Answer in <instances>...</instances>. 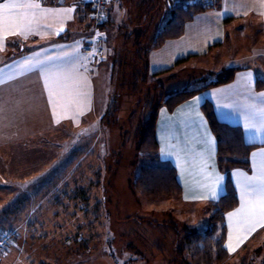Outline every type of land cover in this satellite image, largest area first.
Returning a JSON list of instances; mask_svg holds the SVG:
<instances>
[{
  "label": "rangeland",
  "instance_id": "374dc122",
  "mask_svg": "<svg viewBox=\"0 0 264 264\" xmlns=\"http://www.w3.org/2000/svg\"><path fill=\"white\" fill-rule=\"evenodd\" d=\"M154 1L157 6L151 13V24L144 26L145 31L139 19H133L141 11L135 5L137 2L123 1L124 14L113 15L103 32L98 29L94 33L100 49L97 61L108 67L106 72L104 65L99 66V76L94 78L92 114L78 126L62 123L53 132L29 138L0 152V231L3 229L0 236L11 232L13 242L22 234L23 237L45 235L54 247L61 248L62 240L78 235L80 245L89 249L94 260L105 258L109 264H146L142 260L149 258L145 248L150 242L158 247L166 246L163 234L153 228L150 221L167 220L182 234L210 226L212 212L208 205H186L177 197L146 198L131 188L139 167L149 164L136 150L137 130L161 94L160 90H155L157 84L153 81L162 78L154 79L148 71L143 82V73L139 72L143 63L134 54L135 41L140 39L136 37L141 35L143 46H148V40L169 18V14L165 18L164 13L168 10L167 0ZM170 1L178 5L188 0ZM260 28L257 25L258 34L252 32L249 38L243 37L247 35L245 32L238 34V43L245 40L247 45L258 46L251 49L249 59L253 61L248 65L254 64L256 57L264 56V35L259 32ZM114 56L125 62V66H119ZM187 67L191 68L187 77L165 85L166 91L198 88L217 80L221 72L200 73L192 64ZM97 171L100 177L96 186ZM21 186L24 187L19 190ZM77 190H83L84 194ZM23 242L24 246H30L29 240ZM46 242H39L41 248ZM52 250L45 253L53 254ZM151 258L159 259L160 255ZM240 259L244 264H264V242L251 255ZM222 264L241 263L226 260Z\"/></svg>",
  "mask_w": 264,
  "mask_h": 264
},
{
  "label": "crops",
  "instance_id": "0c3cea01",
  "mask_svg": "<svg viewBox=\"0 0 264 264\" xmlns=\"http://www.w3.org/2000/svg\"><path fill=\"white\" fill-rule=\"evenodd\" d=\"M123 1L128 4L139 2V0H110L107 8L108 20L109 18L111 20L113 15L118 14L119 16V12L121 15L124 14ZM37 2L41 3L42 8L45 9L72 8L74 11L67 17L47 16L41 21L39 34H29L27 39L8 37L4 42L5 47L0 50V68H5L6 65L13 64L14 61L19 63L37 51L41 53V58L55 57L66 52L73 53L71 59L90 57L84 53L83 40L87 35V28L84 24H80L77 18L80 15V10L83 11L87 5L85 0H37ZM164 13L166 14L165 18H167V14L170 17L169 10H164ZM75 23H79L80 26ZM253 23H257L261 27L259 32L262 31V35H264V0H218L217 8L196 14L191 21L185 24L184 32L179 38L167 40L161 47L151 50L147 60L149 74H159L157 77L162 78L164 87L175 83L177 79L187 77L191 69L187 67L188 64H192V67L200 73L203 71L208 73L212 70L222 71L229 68L240 69L235 73L231 82L198 93L176 107L171 113L164 107L160 108L156 121V140L160 161L171 165L176 171V178L181 187V195L178 199L183 204L205 206L210 202L217 201L225 193L226 173L229 174L237 192L238 206L224 215L226 227L224 247L229 254L227 261L234 260L241 264H244V261L240 258L251 255L256 247L264 242V227L260 226L259 222H253L255 230L251 231L244 239L251 225L239 228L237 227V217H233L231 221L228 218L230 212H234L240 207V192L233 173L244 171L248 175H252V153L264 150V133L259 134L256 139L250 140L249 133L245 131L244 122L240 116V113L245 110L247 104L253 101L254 97H260L264 93V90L257 91L254 87L257 79L264 80V56L256 57L257 60L253 62L254 64L248 65L247 63L253 61L249 59L252 55L251 49L258 46L247 45L245 40L243 43L240 42L242 45H239L237 39L238 34L243 32L247 34L242 35L243 37L249 38L248 34L252 32L257 35L258 30H255L257 25ZM74 27L76 28L74 29ZM61 28L64 29L62 32L59 31ZM57 32H59L58 35ZM246 57L249 61L245 60ZM85 63L87 71H84L83 74L88 81L86 89L88 99L84 107L64 113L57 110L55 117H53L52 109L48 103L43 78L39 71L18 76L15 66L6 69V78L9 76L16 78L0 85V152L12 148L14 145L22 144L29 138L53 132L62 123L70 122L78 126L82 120L92 114L94 110V78L99 76V66L104 65L106 72L108 66L102 62L100 64L98 61L93 62L92 58ZM202 64L204 65L202 66ZM229 64L231 66H228ZM248 73H251V77L248 76ZM196 97H202L200 104L195 107L190 106ZM206 99L211 102L215 116L219 121L241 127L245 142L257 145L249 153L247 166L229 169L218 167L216 141L200 109ZM223 104H231L233 107H221L220 105ZM205 132L210 133L214 145L205 143ZM172 145L177 147L173 149ZM161 148L179 152V158L176 155L162 156ZM180 149L185 151H180ZM201 151L210 153L206 156L210 165L208 171L224 177L222 189L218 198L214 200L197 198L208 194L203 186L206 181L198 166L197 154ZM193 159L197 161V165L190 167L185 161ZM260 159L259 156L255 157L256 163H259ZM5 185H9V183ZM23 187L21 186L19 190H22ZM163 221L167 220L160 222ZM2 231L3 229L0 234ZM168 232L163 235L166 246L155 248L150 242V246L145 248L149 258H143L142 261L145 260L146 264H173L172 246L173 237L176 241V236L172 231ZM22 235L16 237L0 255V264H109L105 258L94 260L89 251L84 249L58 248L52 250L53 254L52 252L45 253L39 244L40 241H36L35 247H26L23 241H30L34 236L23 237ZM229 246L233 249L232 251L229 250ZM155 253L160 255V260L151 258L156 256ZM45 255L51 260H46ZM76 255L79 257L76 258ZM167 256L170 258L167 259Z\"/></svg>",
  "mask_w": 264,
  "mask_h": 264
},
{
  "label": "trees",
  "instance_id": "16d2710c",
  "mask_svg": "<svg viewBox=\"0 0 264 264\" xmlns=\"http://www.w3.org/2000/svg\"><path fill=\"white\" fill-rule=\"evenodd\" d=\"M136 5L141 11L139 10L140 14L133 19H139V24L142 25V30L145 31L144 26L152 22L151 13L155 11L157 2L154 0H141L137 2ZM217 6L218 0H193V2L188 0L178 5H172L170 0L166 1V7H168L171 13L168 20L163 24L160 30L151 36L148 40V46H143L141 35L136 37L140 39L135 41L134 44V54L138 57L137 59L143 63L141 71H139L143 73V82L147 79L148 53L151 50L161 47L167 40L179 38L184 32L185 24L191 21L196 14L202 11L215 9ZM90 12L91 7L87 4L83 11L80 10V15L77 16L79 23L84 24L85 28H87V34L89 32L91 33L93 30L89 18ZM109 23L110 18L108 20L107 17L106 21L99 26L98 29L103 32ZM129 35L131 37L132 34ZM126 39L128 40L129 37L127 36ZM115 57L116 56L113 58L115 59ZM118 60L119 57L114 61L117 62ZM125 64V62L118 61L119 66L124 67ZM238 70L240 69H225L217 75V78H219L215 81L205 83L192 90L183 89L170 92L165 90L163 80L156 79L159 78L157 77L159 74L152 76L156 79L153 81L157 84L155 90H160L161 94L159 99H157L154 109L151 110L148 117L140 123L137 130L135 139L136 150L141 153V158L149 161V164L139 167L138 173L131 183V188L134 192L146 198L180 197L181 187L177 181L174 167L160 161L159 147L156 140V121L158 112L160 108L164 107L171 113L176 107L188 101L198 93L231 82ZM254 87L257 91L264 90V80L257 79ZM200 109L216 141V160L218 167L220 169H229L231 167L247 166L249 153L252 149L257 147V145L245 142L241 127L219 121L215 116L213 106L209 100L206 99ZM122 143L123 145H121V147L124 148L125 143ZM95 175L97 178L95 185L97 186L100 172L97 171ZM77 191L84 194L83 190ZM78 196L79 195L75 196L76 200L80 199ZM95 203L98 205L100 202L97 201ZM208 206L212 212L210 216V226L202 231L182 234L180 230L177 231L176 227L168 223V221L149 222L153 228L159 230V233L164 235L166 232L169 233L168 231L170 230L176 236V241L173 243V259H175L173 262L175 264H222L228 260L229 254L224 247L226 235L224 215L238 206L237 192L228 173H226L225 179V193L217 201L210 202ZM128 218L130 217L128 216L127 219ZM36 241H40L41 243L47 241V244L43 247L45 252L48 249H58L52 245V241L48 242L45 235H39V238L35 236L32 237L30 246H32L31 243L35 245ZM34 245L32 247H34ZM61 245V248L84 249L89 251L84 245H80L78 235H76L74 239L67 238L62 240ZM153 247L158 248V245L153 244ZM77 257L79 256L76 255V258Z\"/></svg>",
  "mask_w": 264,
  "mask_h": 264
},
{
  "label": "snow or ice",
  "instance_id": "6c2138e0",
  "mask_svg": "<svg viewBox=\"0 0 264 264\" xmlns=\"http://www.w3.org/2000/svg\"><path fill=\"white\" fill-rule=\"evenodd\" d=\"M74 9H45L37 0H0V50L5 47L4 42L8 37H23L27 39L29 34H39L41 21L49 15L67 17ZM61 28L59 31H63ZM59 32H57V35ZM78 50V48H77ZM73 53L66 52L59 56H48L41 58L39 51L25 58L19 63L6 65L5 68H0V85L8 83L15 76L6 78V69H11L15 66L16 75L23 76L33 71H39L43 78L44 87L47 93L48 103L52 109L53 117L56 116L57 110L61 113L78 110L84 107L87 99V77L83 74L87 71L85 61L95 57V53L91 57H81L71 59ZM83 70V71H82ZM251 77V73H248ZM202 97H196L192 102V107L198 106ZM224 108H232L231 104L220 105ZM244 122L245 131L249 133V139H256L261 133H264V93L260 97H254L253 101L246 105L245 110L240 113ZM205 143L214 145V141L210 137V133L205 132ZM173 149L177 146L172 145ZM180 151H185L180 149ZM210 153L201 151L197 154L199 159V170L204 177L206 183L203 185L207 190V195H203L202 199H217L224 177L215 172H209L210 165L206 158ZM162 156L176 155L179 158V152L169 151L166 148H161ZM261 159L256 163L255 157ZM253 164L252 175H248L244 171L233 173L236 177V186L240 192V207L234 212L228 214L231 221L233 217H237V227L245 228L251 225L247 235L255 230V222H259L260 226L264 227V150L259 153H252ZM189 166H196L195 159L185 161ZM187 198V197H186ZM229 250L233 249L229 246Z\"/></svg>",
  "mask_w": 264,
  "mask_h": 264
},
{
  "label": "built area",
  "instance_id": "2783aa9c",
  "mask_svg": "<svg viewBox=\"0 0 264 264\" xmlns=\"http://www.w3.org/2000/svg\"><path fill=\"white\" fill-rule=\"evenodd\" d=\"M110 0H85L86 4L91 7L89 15L90 21L93 26V30L90 34L84 37V53L91 57L92 53H95L93 62L97 61L96 54H100L97 47V40L95 39L96 30L101 26L107 19V7ZM12 233L5 232L0 236V255L6 250V248L12 243Z\"/></svg>",
  "mask_w": 264,
  "mask_h": 264
}]
</instances>
